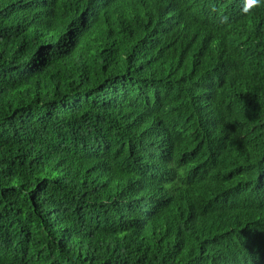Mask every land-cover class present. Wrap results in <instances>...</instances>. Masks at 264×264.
<instances>
[{"label":"trees","instance_id":"16d2710c","mask_svg":"<svg viewBox=\"0 0 264 264\" xmlns=\"http://www.w3.org/2000/svg\"><path fill=\"white\" fill-rule=\"evenodd\" d=\"M263 159L264 0H0V264H264Z\"/></svg>","mask_w":264,"mask_h":264},{"label":"clouds","instance_id":"9594fccd","mask_svg":"<svg viewBox=\"0 0 264 264\" xmlns=\"http://www.w3.org/2000/svg\"><path fill=\"white\" fill-rule=\"evenodd\" d=\"M203 108H205V107H203ZM203 108H201V109H203ZM146 160H147L148 163L153 164V166H158V167H162L163 161H164V160L157 159V158H154V157H151V156H146ZM262 162H264V159L262 160Z\"/></svg>","mask_w":264,"mask_h":264},{"label":"snow or ice","instance_id":"6c2138e0","mask_svg":"<svg viewBox=\"0 0 264 264\" xmlns=\"http://www.w3.org/2000/svg\"><path fill=\"white\" fill-rule=\"evenodd\" d=\"M255 2H256V0H248L249 5H252ZM40 58H43V54H40Z\"/></svg>","mask_w":264,"mask_h":264}]
</instances>
